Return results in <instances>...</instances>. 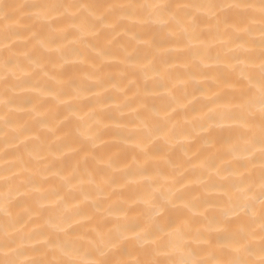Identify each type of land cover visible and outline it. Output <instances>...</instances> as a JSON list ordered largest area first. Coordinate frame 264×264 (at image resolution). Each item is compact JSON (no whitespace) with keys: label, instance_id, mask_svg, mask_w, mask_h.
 <instances>
[{"label":"snow or ice","instance_id":"1","mask_svg":"<svg viewBox=\"0 0 264 264\" xmlns=\"http://www.w3.org/2000/svg\"><path fill=\"white\" fill-rule=\"evenodd\" d=\"M21 13L33 22L26 29L32 35L25 45L34 39L39 49L60 55V48L53 45L67 33L65 25L74 29L70 34L86 44L88 37L100 38L105 29H116L121 21L131 20L133 27L144 28L143 34L132 37L135 45L143 48L161 46L152 35L155 25L178 53L197 48L200 65L217 71L216 79L222 80L230 92L226 96L215 94L200 125L209 148L196 165L206 177L199 181L205 193L202 198H190L183 191L187 184L174 175H149V165L158 155L154 147L161 140L172 143L174 123L162 128L141 121L132 134L138 158L123 166L112 158L98 159L83 148L65 146L77 156L81 152L84 155L83 165L78 159L70 172L57 174L61 186L78 193L83 203L91 202L94 209L99 207L96 197L111 200L117 195L119 181L114 173L124 175L126 183L121 188L138 184L128 179L132 175L148 181L138 186L130 203L118 199L110 204L105 216L95 211L70 213L66 198L54 190L49 210L55 214L48 218L46 228L26 231V218L36 210L25 208V201L15 199L14 193L28 197L32 191L39 192L42 185L31 176L16 185L19 171L11 167L0 170V264H264V0L102 4H17L0 0V82L4 86L0 105L8 110L0 120L5 128L13 125L9 113L15 99L10 95V81L20 74L30 77L35 68L41 67L34 59L35 50L25 52L24 61L17 57L22 33L11 22ZM209 35L220 49L214 56L213 46L206 39ZM110 55L103 47L96 53L99 58ZM134 58L125 52L120 63ZM151 65L150 60L143 67ZM156 73L163 77L160 69ZM191 75L194 78L195 74ZM180 82L186 85L189 81ZM174 89L175 84L169 87V95ZM55 99L67 103L59 95ZM13 131L18 137L30 133L27 126ZM184 135L190 138V133ZM88 140L95 143L92 136ZM216 144L223 147L211 151ZM89 159L95 166L81 175ZM17 167L26 171L28 163L21 161ZM21 187L26 190L21 192ZM19 208H24L23 215L16 212ZM210 208L217 211L205 215Z\"/></svg>","mask_w":264,"mask_h":264},{"label":"bare ground","instance_id":"2","mask_svg":"<svg viewBox=\"0 0 264 264\" xmlns=\"http://www.w3.org/2000/svg\"><path fill=\"white\" fill-rule=\"evenodd\" d=\"M5 3H128L133 0H4ZM175 2V0H161ZM185 2H215V0H185ZM11 23L18 25L21 37L16 49L17 57L24 61V53L36 51L34 57L41 67L35 68L30 77L20 74L9 84L10 95L15 99L9 113L13 125L5 128L0 120V170L11 167L20 172L15 181L20 185L31 176L41 184L39 192L32 191L25 197L14 193L15 199L25 201V208L35 209L31 218H26V231H40L46 228L47 220L55 213L50 211L49 199L51 192L59 190L66 198L67 209L70 213L96 212L105 216L110 204L118 199L131 202L138 186L146 181L140 175H132L128 179L138 181V184H125L123 173L116 172L118 177L117 195L111 200L96 197L99 207L94 209L91 202L83 203V197L70 192L61 186L59 175L66 174L75 166L79 159L83 165V155L70 152L65 146L71 144L75 148H83L97 158H112L118 163L131 164L138 158L137 141L132 134L141 123L147 121L153 126L171 127L176 125L172 143L159 141L154 150L156 158L149 165V175L159 177L161 173L174 175L178 180H184L187 187L183 191L190 198H202L205 193L201 179H206L196 165L200 157L209 151L200 125L208 112L212 98L219 93L226 96L230 89L222 81L217 80L219 73L200 65L198 49L193 48L187 53H178L171 42L164 41V34L152 26V35L161 45L153 48L136 46L132 37L137 33L143 34L142 26L133 27L131 20L121 21L116 29H105L100 38L88 37L87 43H82L70 33L74 29L65 25L66 34H61L53 47H59L62 55L39 49L36 40L25 41L32 33L26 29L33 22L27 21L23 13ZM258 27V25H257ZM3 28L0 23V29ZM132 29L129 31L128 29ZM209 31L208 26L204 28ZM257 37L259 33H256ZM212 45L211 54L214 56L220 50L215 38L206 37ZM3 40L0 37V53ZM103 47L111 55L99 58L97 51ZM125 52L135 58L127 63H120ZM152 65H148L149 61ZM160 69L163 77L158 76ZM195 74L194 78L191 74ZM181 79L189 81L182 84ZM28 83H25V81ZM175 84L172 95L168 89ZM4 86L0 82V95ZM43 93V94H42ZM59 95L67 101L60 104L55 97ZM175 97V99L173 98ZM145 105L146 107L142 106ZM175 109V111H173ZM8 110L0 105V116ZM75 113V114H74ZM82 117V118H81ZM27 126L30 130L28 137H18L13 131L15 127ZM190 133L185 138L184 133ZM7 133V135H5ZM95 138L93 144L88 137ZM216 144L211 151L221 149ZM21 161L28 163V170L17 167ZM95 162L89 159L87 169L81 168V175L91 170ZM136 172L135 167L131 170ZM2 183V181H0ZM26 189L21 187V192ZM217 209L210 208L208 215ZM20 215L24 208L16 209ZM80 219V216L76 217ZM202 219V218H201ZM163 223H167V218Z\"/></svg>","mask_w":264,"mask_h":264}]
</instances>
